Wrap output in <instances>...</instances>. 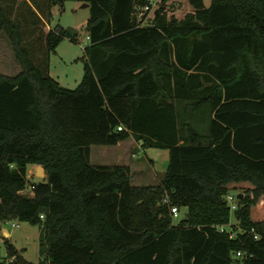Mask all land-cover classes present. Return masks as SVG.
<instances>
[{"label": "trees", "instance_id": "1", "mask_svg": "<svg viewBox=\"0 0 264 264\" xmlns=\"http://www.w3.org/2000/svg\"><path fill=\"white\" fill-rule=\"evenodd\" d=\"M66 1L89 8L74 89L49 72L59 43L77 42L50 26ZM150 1L0 0L19 66L0 74V228L37 226V264H264V0H189L180 18L159 0L138 21ZM130 137L168 149L157 185L90 163L91 145ZM172 207L186 210L177 223ZM4 243L0 264H29Z\"/></svg>", "mask_w": 264, "mask_h": 264}, {"label": "rangeland", "instance_id": "2", "mask_svg": "<svg viewBox=\"0 0 264 264\" xmlns=\"http://www.w3.org/2000/svg\"><path fill=\"white\" fill-rule=\"evenodd\" d=\"M152 1L158 4L159 0ZM165 2L167 7L173 10L177 18L182 17L190 10L189 0H165ZM203 2L204 5L208 7L211 0H203ZM151 13L152 11L145 16V23L149 21ZM88 17L89 8L82 7V3L76 1H66L61 6L58 5L52 9L51 27L59 25L77 32V42H71L68 39L62 40L57 46L55 53L50 56V75L65 88H76L83 75V49L89 44L86 31ZM18 71L19 66L14 60L9 42L7 38L0 33V74L12 75ZM97 147L107 148L105 145H94L92 149ZM126 148V146H123L121 148L122 150H117L123 153L122 155L126 154L128 156L127 161L133 171H142L140 182H142V184L158 183L167 167L168 149L142 147L141 143H139L138 147L133 143L131 148ZM149 160L153 162V166ZM27 177L30 182H38L39 178H41L37 176L36 168L31 166L28 167ZM132 178L134 181L139 182L138 178L133 174ZM239 194L244 195L243 191H232L229 193V195ZM24 195H30V193H28V188L27 191H24ZM185 212V209H180L177 218L173 217V222L177 223L184 217ZM231 223H236L232 214ZM15 224L18 226H13ZM227 230H230V228H227ZM4 233H7L8 237H5ZM38 236L39 228L37 226L15 220L3 222L0 228V260L5 262L12 261L11 258H7L4 243V241L7 240L18 251L24 262L37 264L39 262Z\"/></svg>", "mask_w": 264, "mask_h": 264}, {"label": "crops", "instance_id": "3", "mask_svg": "<svg viewBox=\"0 0 264 264\" xmlns=\"http://www.w3.org/2000/svg\"><path fill=\"white\" fill-rule=\"evenodd\" d=\"M133 143L137 145H139V143L141 142H136L133 138H128L124 141L118 142L117 144L113 145V146H106L107 148H101V147H97L92 149V146H90V154H89V160L90 163L92 165L95 166H102V165H107V166H113V165H125L128 166L130 169V183H135L132 184L133 186H155L156 184H142L141 181V170H135L133 171V169L131 168V166L129 165L127 159L128 156L126 154L122 155L123 153L119 152V150H122L121 148L123 146H126L128 148H131L133 146ZM119 149V150H117ZM123 152V151H122ZM113 161V162H112ZM149 162L152 164L153 166V162L151 160H149ZM30 167V166H29ZM31 167H35L36 171L38 169L39 166L36 165H31ZM43 173V171H42ZM132 174L135 175L136 178H138L139 182L134 181V179L132 178ZM8 237V235L6 236Z\"/></svg>", "mask_w": 264, "mask_h": 264}, {"label": "built area", "instance_id": "4", "mask_svg": "<svg viewBox=\"0 0 264 264\" xmlns=\"http://www.w3.org/2000/svg\"><path fill=\"white\" fill-rule=\"evenodd\" d=\"M157 3L154 2V1H150V3L145 6L143 9H140L139 13L137 14V19L138 21H142V16L146 13V12H150L152 11L155 7H156ZM143 22H145V19L143 20ZM88 39V37H87ZM119 130L121 129L120 127L118 128ZM29 179V178H28ZM28 188V193H31V187L30 186H27ZM27 188L20 191L19 193L20 194H24V191L26 190L27 191ZM237 198H238V195H227L226 196V202L227 204L229 205L230 207V210H235L236 207H237ZM171 212H172V215L174 218H177L178 216V210L175 208V207H172L171 208ZM13 226H18L17 224L13 225ZM220 230H222V228H220Z\"/></svg>", "mask_w": 264, "mask_h": 264}, {"label": "water", "instance_id": "5", "mask_svg": "<svg viewBox=\"0 0 264 264\" xmlns=\"http://www.w3.org/2000/svg\"><path fill=\"white\" fill-rule=\"evenodd\" d=\"M82 7H88L87 3H82ZM43 169L41 167H38L37 169V176L38 177H43V173H42ZM238 197H241V194L238 195ZM5 237L8 235L7 233H4Z\"/></svg>", "mask_w": 264, "mask_h": 264}]
</instances>
